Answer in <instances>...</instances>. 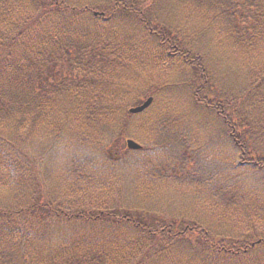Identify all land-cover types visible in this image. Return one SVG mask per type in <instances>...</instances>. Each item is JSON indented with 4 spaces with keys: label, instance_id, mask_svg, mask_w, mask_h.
Returning <instances> with one entry per match:
<instances>
[{
    "label": "rangeland",
    "instance_id": "374dc122",
    "mask_svg": "<svg viewBox=\"0 0 264 264\" xmlns=\"http://www.w3.org/2000/svg\"><path fill=\"white\" fill-rule=\"evenodd\" d=\"M13 1L24 18L33 20L23 36L24 48L28 46L36 48L37 44H41L40 41H46L48 45L52 38L61 42V39L66 40L67 36L72 38L79 35L80 43L86 40L89 44L79 54L73 50L71 58L74 63L84 52L93 49L102 52L104 46L110 45H114L111 48L116 49L112 51L113 54L116 51L121 54L119 56L123 63L132 59L130 65L118 66L119 72L115 71L114 77L108 79L110 85L119 88L120 92L123 91L125 104L114 111L110 121L111 132L106 135L94 129L95 125L79 123L75 115L67 113L66 106L74 101L69 94L62 98L55 93L54 98L50 93L53 90L50 83L42 87L45 92H49L48 99L53 100L59 118L57 122L52 121L46 130L39 129L42 133H38L36 129L31 136H25L24 141L29 140L23 149L27 157L30 154L35 158H30L31 160H39V169L44 174L40 177L41 182L55 204L69 208V212L74 214L89 210L108 213V209L115 208L113 210L132 213L135 217L142 216L151 225H154L155 216L163 227L171 225L175 220L177 222L173 223V227L178 232L190 228L189 223L198 222L210 231L214 230L213 232L219 236L246 237L255 234L257 238H264V179L241 171L234 172L233 183L237 194L235 195L233 190L224 191V195L228 196H225L226 199L231 198L232 194L235 196L233 205L227 206L226 203H222L215 206L212 201L213 190L207 187L206 178L200 176L204 181L199 180L195 184L184 179L176 180L172 173L176 165L173 163L170 165L168 160L161 166L159 160V156L166 149H163L159 142L162 134L160 124L162 122L168 125L175 124L173 121H183L191 125L193 134L192 137L190 134L187 135L188 146L190 150L199 148L201 151L202 158L189 156V163L182 161L185 166L191 164V167H195V162L204 166L207 160L214 163L216 168L238 158L236 153L233 159V153L228 146L223 145L221 130L224 126L221 119L195 105L193 81H198L195 66L183 57L173 55L172 51L180 48L201 58V66L211 78L213 93L207 95L209 99L218 103L222 98L219 92L229 89L239 101L240 92H245L259 73L264 71V33L260 36L256 34L257 37L254 39L258 41L256 45L242 43V38L248 37L243 34L244 27L249 34L254 33L251 30L253 21L250 18L246 21V17L250 15L245 13L246 23L239 22L242 24L239 28L242 37L239 38L240 30L234 29L233 25L227 23L225 16H219L214 10L198 7L184 0H145L153 10L150 12V18L155 17L165 23L166 25L162 26L169 29V36L166 30L159 29L160 25H149L152 30H147L144 25L127 22L119 15H116L115 20L109 15L107 17L105 13L104 17L99 15L102 10L108 11L106 5H110L113 0H53L57 7L61 4L60 10L53 11H47V8L45 10L38 1H35L34 8H31L33 0ZM131 1L133 0H128L129 3H132ZM95 12L99 14L95 15ZM153 32L164 33L169 36V40L162 41V37L160 39L154 37ZM173 46L175 47L172 48ZM16 52L19 53L20 49ZM75 69L77 70L73 73L65 64L64 74L70 79L79 80L82 65L77 64ZM149 97L154 99L152 105L143 113L134 115L127 129V138L144 146V150L131 152L127 149L128 139L117 135L118 128L115 122L124 120L123 116L128 113L127 110ZM256 121L253 117L250 122ZM95 132L101 137L95 139L93 144L91 139L95 138ZM111 133L113 135L110 136ZM92 144L95 148L93 152ZM38 146L41 148L39 154ZM51 146L55 148L49 149ZM106 149L109 157H104L103 151ZM91 154L100 160L99 163L95 160L99 168L92 171L90 175L92 180L82 181L76 178L70 183L67 177L71 173H77V160ZM20 156V153H14L18 163L11 159L15 162L11 172L12 179H9L11 188L16 185L14 181H17V184L19 181L24 184L17 166L20 173L22 169L31 175L29 185H33L32 178L38 171L32 169L34 164L29 165ZM154 165L159 167L156 168ZM178 170L180 171L179 167ZM221 171H217L216 175L218 176ZM191 172L199 176L197 170ZM175 173L177 175L180 172ZM178 177H181V173ZM88 182L89 187L86 185ZM3 184L0 182V185ZM240 184L241 193L238 194ZM9 193L4 187V192L0 191V200L8 197ZM80 215L72 216V220L81 218ZM129 218L134 217L131 215ZM5 225L23 231L25 235L33 238L51 234L52 237L42 246L44 250L55 249L64 242L68 246L69 243L81 240L87 241L90 246H97L101 242L102 247L111 248L117 239L121 248L125 250L122 254L127 259L136 260L146 253L136 250L135 245L144 246L145 243L140 235L128 232L132 228L131 224L111 230L122 239L115 238L114 233L98 228L91 231L85 224L74 222L39 223L36 219L21 218ZM36 241L38 243L37 239ZM113 248L116 249V246ZM154 248V252L151 251L152 256L146 259L150 260L146 264H174L180 257L175 248L165 251L158 246ZM263 256L264 253L261 251L248 261L259 262ZM189 264H197V261Z\"/></svg>",
    "mask_w": 264,
    "mask_h": 264
},
{
    "label": "trees",
    "instance_id": "16d2710c",
    "mask_svg": "<svg viewBox=\"0 0 264 264\" xmlns=\"http://www.w3.org/2000/svg\"><path fill=\"white\" fill-rule=\"evenodd\" d=\"M35 1L41 3L45 10L48 9L47 11L60 10L61 8V4L57 7L53 0H33L31 8L36 6ZM187 1L198 7L214 10L221 17L225 16L227 23L233 25L236 30H240V25H242L239 22L246 23L250 18L253 21L251 30L254 33L249 34L244 27L243 34L248 35L247 38H242L244 44L256 45L258 43L257 40H254L257 37L256 34L260 36L264 33V15H261L264 13V0H184V2ZM131 2L113 0L110 5H106L109 12L103 10L102 12L114 20L116 15H119L127 22H137L144 25L147 30H152L149 25H160L159 29L166 30L170 36L169 29L162 26L166 25L165 23L155 17L150 18L153 10L150 4H146L147 1L133 0ZM245 13L250 15V17H246V21H244ZM32 22L33 20L22 16L13 0H0V182L4 183L0 185V191L4 192L5 187L10 192L8 197L0 200V264H146V259L151 256V251L154 252L156 246L169 247L170 250L175 248L180 257L174 264H189L197 260V264H264V256L260 258L259 262L248 261L255 258L261 251L264 253V238H257L255 234L246 237L219 236L213 231L205 229L198 222L189 223L191 228L178 232L173 227V223L177 222L175 220L167 227L158 226L159 223L151 225L146 221H131L129 216L134 217L132 213L113 210L115 208L108 209V213L89 210L74 214L69 212V208L61 207V205L55 204L53 198H49L51 196L44 190L45 187L40 179L44 174L39 169V160H31L35 158L30 154L27 157L23 149L29 140L24 141L25 136H31L36 129L38 133H42L41 131L46 130L52 121L57 122L59 118L53 100L48 99L49 92H45L42 87L48 86L50 83L53 87L50 93L54 98L55 93L62 98L69 94L74 101L66 106L67 113L75 115L79 123L95 125L94 129H98L106 135L111 132L110 121L114 111L125 104V97H122L123 91L120 92L119 88L110 85L108 79L114 77L115 71L119 72L118 66H128L132 59L123 63L119 52L116 51L113 55L114 49H111V45L104 46L102 52L95 49L84 52L74 63L71 58L73 50L79 54L89 44V41L86 40L80 43L79 35L72 38L67 36L66 40L62 38L61 42L52 38L48 45H46V41H40L41 44H37L36 48L29 46L24 48L22 45L23 36ZM152 34L159 39L162 37V41L169 40V36L164 33L153 32ZM240 34L241 30L238 33L239 38L242 37ZM17 49H20L19 53L16 52ZM172 53L175 56L183 57L195 66L198 80L193 81L195 105L218 116L219 120L221 119L224 126L221 130L223 145L228 146L229 150V145H232L233 159L236 153L238 158L234 162L231 161L216 168L214 163L207 160H205L204 166L198 162H195V167H191V164L185 166L182 161H188L189 156L202 158L201 151L199 148L190 150L188 146L187 135L190 134L192 137L193 134L191 125L183 121H173L174 125H168L166 122L160 124L159 129L162 134L159 142L163 149L166 148L159 156L160 165L164 166L168 160L170 165L175 164L176 169L172 173L176 180L184 179L195 184L206 178L207 187L213 190V204L220 206L222 203H226L227 206H232L235 196L232 194L231 198L226 199L227 195H224V191L231 192L233 190L234 194H237L233 183L234 172L241 171L244 174L264 179V71L259 73L252 85L245 89V92H240L239 101L229 89H226L219 92L222 98L217 103L207 96L213 93V89L211 88V78L207 76L206 70L201 66V58L180 48L174 49ZM126 60L128 59L126 58ZM65 64L71 68L70 71L73 73L77 70L75 69L77 64L82 65V69L78 70L79 80L78 78L70 79L67 74H64ZM126 116L127 119L130 118V115ZM253 117L257 120L256 123L250 122ZM127 123L117 124L118 136L125 137L127 135ZM94 129H92L93 132ZM163 131H165L164 134ZM98 137L101 136L95 132V138L91 139L93 144ZM93 144L92 152L95 150ZM51 148L55 147L51 146L49 149ZM40 150L41 148L38 146L37 154L40 153ZM14 153H20L24 162L29 165L34 164L32 169L38 170L32 178L34 179L33 185H29L28 182L31 175L22 169L20 173V168L17 166L18 174L23 176L24 184L20 181L17 184V181H14L16 185L12 188L9 186L11 184L9 179H12V168L15 165L12 160H16ZM103 153L104 157H109L107 150H104ZM88 155L77 160V173H71L67 177L70 183L74 182L76 178L82 181L92 180L90 175H92V171L98 170L97 163L100 160L94 158L92 154ZM16 162L18 163L17 160ZM154 167L159 166L154 165ZM178 167L180 171H177ZM192 170H197L199 176L193 174ZM219 170L222 171L217 176L216 172ZM175 172H180L181 177H178L180 173L176 175ZM200 176H203L204 179ZM86 185L89 187L90 183L88 182ZM241 186L242 184L239 186L238 194L241 193ZM221 197L223 198L221 199ZM78 215L81 218H77L76 221L72 220V216L78 217ZM21 218L36 219L39 223L48 221L82 223L91 231L96 228L102 229L111 234L114 233L115 238L120 239L122 238L111 230L131 224L143 231L138 233L131 229L128 230L129 233L140 235L145 243L144 246L135 245L137 246L136 250L146 253L136 260L127 259L122 254V252L125 253V250L121 248L117 239L111 248L102 247L101 242L97 246H90L87 241L81 240L69 243L68 246L64 242L55 249L44 250L42 246L52 237L51 234L45 237L36 236L37 243L35 238L25 235V232L5 225V223ZM137 218L140 217L137 216ZM153 220L155 221L154 217ZM125 228L129 229L126 226ZM114 246L116 249L113 248ZM118 250L120 253L117 254ZM186 252L191 255L187 256ZM191 259L192 261H190ZM219 261H223V263Z\"/></svg>",
    "mask_w": 264,
    "mask_h": 264
},
{
    "label": "water",
    "instance_id": "95a60500",
    "mask_svg": "<svg viewBox=\"0 0 264 264\" xmlns=\"http://www.w3.org/2000/svg\"><path fill=\"white\" fill-rule=\"evenodd\" d=\"M152 99L150 98L143 106H141V107H138V108H136V109H132L131 110V112L132 113H139V112H142L143 110H145L151 103H152ZM128 146H129V148H132V149H139L140 148V146L139 145H137L135 142H133V141H129V143H128Z\"/></svg>",
    "mask_w": 264,
    "mask_h": 264
}]
</instances>
